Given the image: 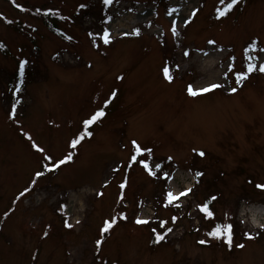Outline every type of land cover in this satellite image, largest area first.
<instances>
[{"label": "rangeland", "instance_id": "rangeland-1", "mask_svg": "<svg viewBox=\"0 0 264 264\" xmlns=\"http://www.w3.org/2000/svg\"><path fill=\"white\" fill-rule=\"evenodd\" d=\"M217 7L219 0H0V264H264V189L255 186L264 183V0H239L221 18ZM249 62L257 69L238 85L235 73ZM215 64L203 79L198 71ZM209 83L221 87L186 92ZM101 108L93 135L71 149L82 121ZM133 140L151 150L137 162ZM69 152L70 161L45 170ZM81 189L88 197L75 201ZM185 189L168 203V192ZM205 202L212 217L198 207ZM111 217L117 223L97 250ZM223 223L234 226L231 247L207 235Z\"/></svg>", "mask_w": 264, "mask_h": 264}, {"label": "snow or ice", "instance_id": "snow-or-ice-1", "mask_svg": "<svg viewBox=\"0 0 264 264\" xmlns=\"http://www.w3.org/2000/svg\"><path fill=\"white\" fill-rule=\"evenodd\" d=\"M239 0H228V2L226 3L225 0H219V4L221 5V7H217L215 9L216 12V16L217 18H221L226 16L232 9L234 6H236L238 4ZM103 3L105 5H108L110 3H112V0H103ZM16 7L19 8L21 7V5L19 3L16 4ZM80 7H85V5H80ZM185 23H187V21H185ZM133 34H139V30L136 29L134 30ZM89 35H92V33H89ZM110 40V34L108 29H104L103 30V41L105 44L109 43ZM209 43H214V41H209ZM250 48L255 47V42H252L249 44ZM260 51L264 52V49H261ZM185 55H187V53H185ZM229 71H232V66L229 65ZM24 69H25V61H20L19 64V71L20 74L23 75L24 73ZM246 71L241 70L239 72L235 73V77H236V83L239 85L241 84L247 77L248 74L255 71L257 69V65L249 62L246 66ZM258 70L261 73H264V64H260ZM162 72H163V76L166 80L168 81H172L173 77L170 74V70L169 67L167 65H165L162 68ZM228 73H225V75L227 76ZM117 79H121V77H117ZM221 85L218 83H209L206 84L204 86H200V87H196L193 84H188L186 86V92L188 93L189 96L192 97H196L198 95L201 94H205V93H209L215 89L220 88ZM231 92H236L237 89L236 88H231L230 89ZM116 95V92L113 91L112 92V96L114 97ZM109 101L105 100V104H107ZM13 110L15 109V105H12ZM105 115L104 110L101 109H97L96 111H94L88 118L84 119L82 121V124L84 126V131L80 132L79 135H77L75 138H73L70 141V145L69 147L71 149H75L77 147V145L84 139L85 136L87 137H91L93 135V133L91 131H88V127L90 125H92L95 121H97L100 117H103ZM25 136H28L27 133H24ZM29 139H31V137H28ZM133 148H134V154L130 157V162H137V154L141 153V152H151L150 149H142L135 140H133L132 142ZM32 147L37 149V151L39 152H44V149L39 147L37 144L33 143ZM193 151H198L196 149H194ZM198 154L202 157L204 156V152L198 151ZM45 160H51L52 158L50 156H44ZM72 159V153L69 152L66 156H64L62 159L55 161L51 164V166L45 165V170L46 171H52L55 168H57L59 165H62L64 163H66L67 161H70ZM169 159H171V157H169ZM140 164H142V166L145 168L146 171H148L149 175H156L155 172L152 171V169L149 167L148 161L145 159H140L138 161ZM156 168H160L159 164L155 165ZM43 175V172L41 171H37L35 173L36 177H41ZM165 176H167V173H164ZM197 177L201 176L202 173L200 172H196L195 174ZM258 189H264V183H258L255 185ZM119 187L121 189H124L126 187V180L122 181L119 185ZM29 189L25 188L24 191L22 193H20V195H24V193L28 192ZM191 189H185L183 192H180L178 194H173L172 192H168L166 194V198L169 204H171L173 202V200L178 199L179 196H184L186 195L188 192H190ZM212 200H215L216 197H211ZM198 207L200 208V210L205 213V215L207 217H212L214 215V213L210 210L209 208V204L207 202H205L202 205H198ZM4 215H7V213H5ZM119 218L120 219H127V216L121 212L119 214ZM77 223H79V221H77ZM117 223V217H111L110 219H106L103 221L102 227L99 229L101 236L100 238L95 240V246L96 249L99 250V248L101 247L102 243H103V234L107 233L115 224ZM136 224H146L148 223L147 220H142L139 217L136 218L135 220ZM66 226L71 228L72 225L68 224L67 222H65ZM261 228H264V224L260 225ZM233 230H234V226L232 223H223V224H217L213 227V229L211 231L208 232V236L212 237L213 239H223V241L229 246H232V239H233ZM169 231H171L169 229ZM153 232L155 233V229H153ZM45 235H47L45 233ZM244 236L248 237L249 239L253 238L252 234L250 232H245ZM156 241L159 242L160 240L164 239V236L160 235V234H156ZM199 243L201 244H205L206 241L205 240H201L199 241ZM244 245L242 244H236L237 248H242Z\"/></svg>", "mask_w": 264, "mask_h": 264}, {"label": "bare ground", "instance_id": "bare-ground-1", "mask_svg": "<svg viewBox=\"0 0 264 264\" xmlns=\"http://www.w3.org/2000/svg\"><path fill=\"white\" fill-rule=\"evenodd\" d=\"M113 36V35H112ZM217 64L215 65H205L204 67L201 68L199 72L200 75L203 76V79L204 77H211L213 75V71H214V68L216 67ZM88 197V192H85V190L81 189L80 191L77 192V195L75 197V201L77 199L81 200V199H86ZM74 201V203H75ZM77 204H75L74 206L76 207ZM263 210V209H262ZM264 211V210H263ZM264 213V212H263ZM259 215L262 216V212H259Z\"/></svg>", "mask_w": 264, "mask_h": 264}, {"label": "trees", "instance_id": "trees-1", "mask_svg": "<svg viewBox=\"0 0 264 264\" xmlns=\"http://www.w3.org/2000/svg\"><path fill=\"white\" fill-rule=\"evenodd\" d=\"M42 20H43L44 24L46 25V27L48 28V30H49L51 33H55V34L59 33V32H58V29H57V27H56V24H55V23H52V22H49V20H48V18L46 17V15H43V16H42ZM0 46H1V45H0ZM1 47H2V46H1ZM2 51H3L4 54L7 53L6 50H2ZM5 52H6V53H5Z\"/></svg>", "mask_w": 264, "mask_h": 264}]
</instances>
